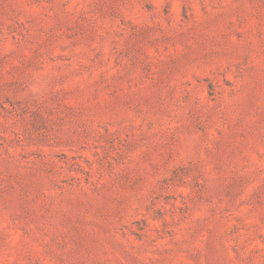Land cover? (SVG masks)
<instances>
[{
	"label": "rangeland",
	"instance_id": "obj_1",
	"mask_svg": "<svg viewBox=\"0 0 264 264\" xmlns=\"http://www.w3.org/2000/svg\"><path fill=\"white\" fill-rule=\"evenodd\" d=\"M0 264H264V0H0Z\"/></svg>",
	"mask_w": 264,
	"mask_h": 264
}]
</instances>
